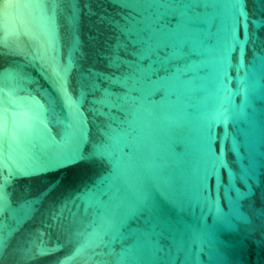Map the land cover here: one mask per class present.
Instances as JSON below:
<instances>
[{
	"label": "water",
	"instance_id": "obj_1",
	"mask_svg": "<svg viewBox=\"0 0 264 264\" xmlns=\"http://www.w3.org/2000/svg\"><path fill=\"white\" fill-rule=\"evenodd\" d=\"M0 264H264V0H0Z\"/></svg>",
	"mask_w": 264,
	"mask_h": 264
}]
</instances>
